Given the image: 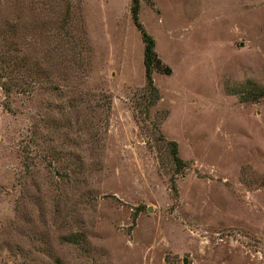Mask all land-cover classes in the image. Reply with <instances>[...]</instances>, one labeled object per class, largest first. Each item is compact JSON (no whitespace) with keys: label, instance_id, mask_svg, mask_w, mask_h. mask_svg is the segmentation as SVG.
Listing matches in <instances>:
<instances>
[{"label":"rangeland","instance_id":"374dc122","mask_svg":"<svg viewBox=\"0 0 264 264\" xmlns=\"http://www.w3.org/2000/svg\"><path fill=\"white\" fill-rule=\"evenodd\" d=\"M129 5L0 0V264H264V0H139L146 113Z\"/></svg>","mask_w":264,"mask_h":264},{"label":"trees","instance_id":"16d2710c","mask_svg":"<svg viewBox=\"0 0 264 264\" xmlns=\"http://www.w3.org/2000/svg\"><path fill=\"white\" fill-rule=\"evenodd\" d=\"M138 7H139V0H130L129 11H130L131 20L133 24L136 26V28L139 30L140 38L143 44L142 65H143V74H144V86L141 95L144 99L143 110L146 113L149 106L155 104L160 97L158 89L152 80V72L157 71L160 73H169L170 67L169 65L164 63L160 59V57L156 54L154 49L153 37L143 28L142 24L138 20ZM250 94L252 99L264 95V85L253 87L252 90L250 91ZM164 115H165V111L163 112V116ZM154 127L159 132L160 138L165 142L167 146L166 151L169 160H171V162L174 164L173 165L174 171L181 172L184 166V161L178 155L176 141L173 139L164 138L159 130L157 123H154ZM63 159L65 160V158Z\"/></svg>","mask_w":264,"mask_h":264},{"label":"water","instance_id":"95a60500","mask_svg":"<svg viewBox=\"0 0 264 264\" xmlns=\"http://www.w3.org/2000/svg\"><path fill=\"white\" fill-rule=\"evenodd\" d=\"M184 260V259H183Z\"/></svg>","mask_w":264,"mask_h":264}]
</instances>
